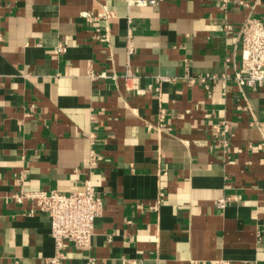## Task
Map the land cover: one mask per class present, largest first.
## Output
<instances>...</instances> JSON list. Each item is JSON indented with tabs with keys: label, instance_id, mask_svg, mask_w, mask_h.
Listing matches in <instances>:
<instances>
[{
	"label": "crops",
	"instance_id": "1",
	"mask_svg": "<svg viewBox=\"0 0 264 264\" xmlns=\"http://www.w3.org/2000/svg\"><path fill=\"white\" fill-rule=\"evenodd\" d=\"M248 15L264 0H0V264L55 255L48 214L13 193L88 180L105 207L63 264H264V85L232 79Z\"/></svg>",
	"mask_w": 264,
	"mask_h": 264
},
{
	"label": "built area",
	"instance_id": "2",
	"mask_svg": "<svg viewBox=\"0 0 264 264\" xmlns=\"http://www.w3.org/2000/svg\"><path fill=\"white\" fill-rule=\"evenodd\" d=\"M228 1L223 0L224 5ZM128 3L157 5L159 0H128ZM100 16L110 18L112 13L104 5V11ZM102 40H108V33L102 35ZM238 41L241 61L239 65L234 67L232 79L241 89L245 87L257 89L264 85V18L248 15L238 28ZM126 47L129 56L133 55L135 48L131 36L127 40ZM55 51L63 52L65 47L60 45ZM91 75L94 78L108 77L105 72L98 75L92 73ZM112 77L116 78L117 74L112 75ZM218 77L216 74H207L200 76L199 79L208 88V81L216 80ZM123 78L127 89L132 88L131 82L136 83L138 80V76L130 69L126 71ZM231 127V123L226 120H221L214 125L215 132L222 137L227 136ZM99 158L94 151L91 152V164L93 166L97 165ZM12 198L17 203H23L26 200L31 201L30 214L45 212L50 217V232L55 242V255L50 259L51 264H63L66 258V250L69 247L79 250L91 248L95 221L103 213L105 207L104 198L96 192L91 181H86L84 189L70 193L57 190H27L21 187L19 191L12 194ZM162 198L163 192L160 191L157 202L160 203ZM226 205L227 199L225 197L218 199L217 206L220 209H224ZM124 264H141V262L125 259Z\"/></svg>",
	"mask_w": 264,
	"mask_h": 264
}]
</instances>
